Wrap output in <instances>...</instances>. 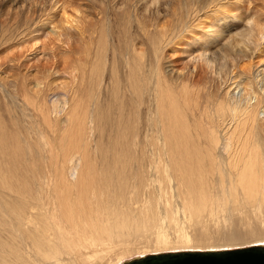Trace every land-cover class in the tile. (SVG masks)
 <instances>
[{
    "label": "bare ground",
    "instance_id": "1",
    "mask_svg": "<svg viewBox=\"0 0 264 264\" xmlns=\"http://www.w3.org/2000/svg\"><path fill=\"white\" fill-rule=\"evenodd\" d=\"M194 6L179 8V27L136 19L141 34L135 36L123 9L111 53L101 6V18L77 31L83 58L73 61L69 81L44 67L23 77L19 93L6 90L0 101V264H117L147 252L264 242V65L250 78L202 85L204 104L195 107L192 83L161 55L195 26L186 18L204 5ZM259 28L247 20L237 44L233 39L203 50L205 65L227 77L233 69L227 58L252 57L246 49L234 51L238 43L260 52L246 44L263 36ZM10 85L0 81L4 90ZM58 91L65 97L48 103L46 95ZM16 97L23 106L12 105ZM86 133L94 158L83 151ZM75 151L85 163L71 181L64 165Z\"/></svg>",
    "mask_w": 264,
    "mask_h": 264
},
{
    "label": "rangeland",
    "instance_id": "2",
    "mask_svg": "<svg viewBox=\"0 0 264 264\" xmlns=\"http://www.w3.org/2000/svg\"><path fill=\"white\" fill-rule=\"evenodd\" d=\"M191 2L195 4L194 8L196 9L204 5V9L196 16H193V13L186 18V20L188 19L195 26L189 31H185L181 37L174 39L167 47L162 48L161 55H163L162 60L164 61L162 63L164 65L168 64L169 68L173 71L182 72L185 78L190 80L189 83H192L189 87V94L194 95V92H197V94L196 96L194 95V100L193 95H189V98L192 101L198 100L199 104L195 101L197 103L195 105L190 100L192 103L189 102L190 106L194 107L195 105L197 107L198 105H203L204 96L208 90L207 87L213 82H222L227 79L226 85H228L233 79L238 80L239 77L241 79L250 78L255 68L260 69L264 65V34L263 36H259V34L251 36L250 43L246 42L249 47L255 46L256 49H260V52H257V54L255 53V49L250 53L247 47L238 43L234 51L238 52L239 50L246 49V54H250L252 57L250 60H246V57L241 58L237 62L227 58L229 66L233 65L230 67V69H233L229 73V77L220 78L216 74L212 64L205 65V59L202 55V57L200 56L205 49L214 51L220 48L226 41H232L234 38L237 40V32L239 33L244 30L247 20L250 24L257 23L258 27H260L259 32H264V0H0V81L6 80L7 82H11V85L6 86L5 90L0 86V101L3 102L2 96L8 94L6 90L14 94L19 93L23 84V77H34L35 74L40 73L39 71H43L44 67L57 70L60 74L59 78L68 80L69 76L72 75L71 65L73 61L77 60L79 56L83 58L79 49L80 47L83 49L82 41L79 40L80 37L77 35V31L79 32L80 27L94 25L101 18L102 14H99L97 10L101 6L106 8V14H108L107 17L106 15L102 17L99 23L102 22L106 28L107 25L109 27L107 28V34L109 35L106 37V44L111 45L108 48L111 53V47L117 44V39L112 35L115 31L116 33L118 32L120 26L117 20L123 9L127 8V16L130 15L127 19V22H129L127 26L130 31L129 34L132 36L134 33L133 36H135L138 33V35L141 34L138 25H136V23L138 24L136 19L139 22L149 21L153 24L156 22L162 26H169L174 23L173 25L177 24V27H179L175 21L176 18L174 19L175 14L180 11L179 8ZM220 3L222 4L221 7ZM115 16L117 19L114 18ZM259 32L257 31V33ZM213 33H220V35L215 36ZM112 38H114L113 41L111 40ZM233 43L237 44L235 39ZM146 49L147 46L142 50L146 51ZM239 73L242 74L240 75ZM105 74L107 75V73ZM106 75L104 76L105 80ZM105 82L101 86V89L105 88L106 91L108 80ZM202 85H206L207 87L205 88ZM195 86L196 89L193 92ZM221 87L223 89V86ZM223 91L224 89L222 93ZM200 93L204 94H202V98L204 99H202L203 104H200L202 96H199ZM63 97H65L63 91L49 92L46 95L48 103L52 101L60 103ZM250 101L253 102L254 98L251 97ZM12 105L14 107L23 106V101L16 97ZM190 106L189 108L192 109ZM196 113L200 112L196 111ZM259 114L261 118L263 116L261 108L259 109ZM200 115L197 114L196 116L200 117ZM86 135L90 139L87 137L86 140H88L84 141V145L87 143V146L81 144L82 147L84 146L83 151L94 158L92 148H88L93 145V137L88 133ZM90 143L91 146H89ZM78 146L80 147V145ZM85 147L88 148V152ZM79 150L80 153H83L82 148ZM75 153L78 155V151H75ZM61 154L58 155L57 159L59 171H61L62 159L66 156L64 152ZM77 155L75 156L76 159L73 156L72 163L68 164L67 162L64 165V172H66V176L71 181L77 179L85 163V160H80L78 158L79 155ZM230 227L231 225L224 227L222 232H226ZM263 227L262 224L261 230ZM226 228L227 230H225ZM253 243L255 242H243L241 245L238 244L231 247ZM218 248H230V246L226 245ZM139 255H130L126 259Z\"/></svg>",
    "mask_w": 264,
    "mask_h": 264
},
{
    "label": "water",
    "instance_id": "3",
    "mask_svg": "<svg viewBox=\"0 0 264 264\" xmlns=\"http://www.w3.org/2000/svg\"><path fill=\"white\" fill-rule=\"evenodd\" d=\"M117 264H264V242L230 248L147 253Z\"/></svg>",
    "mask_w": 264,
    "mask_h": 264
}]
</instances>
